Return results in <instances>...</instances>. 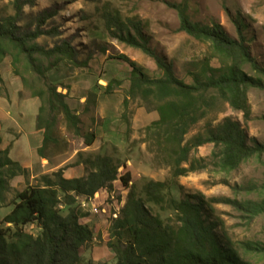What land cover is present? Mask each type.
<instances>
[{
    "label": "trees",
    "instance_id": "obj_1",
    "mask_svg": "<svg viewBox=\"0 0 264 264\" xmlns=\"http://www.w3.org/2000/svg\"><path fill=\"white\" fill-rule=\"evenodd\" d=\"M23 4L14 0L15 16L0 19V64L9 57L14 75L31 89L32 97L41 101L36 129L42 132V145L36 153L43 157L46 146L55 142L52 131L58 114L76 137L83 136L86 147L91 146L95 135L81 134L80 119L66 103L67 95L58 92L57 85L46 76L61 63L75 65L77 52L66 42L49 49L36 43L42 35H56L55 30L37 28L20 33L17 19ZM167 5L178 17L179 31L212 49L210 58L201 59L188 72L191 83L177 78L173 65L149 46L139 23H124L116 15L108 16L106 24L114 39L152 58L161 72L160 77L152 78L126 56L118 57L131 68L125 106L128 100L140 98L146 110L158 114V119L144 128L142 143L147 145V152L155 155L160 167L169 169L170 177L145 181L139 190L130 185L131 174L125 163L112 155H97L78 163L86 168L84 177L66 178L59 170L51 177H42L41 185H27L6 204L10 182L19 176L27 177L28 170L10 158L9 149L1 147L0 138V209L11 207L0 223V264H103L84 261L80 255L81 248L95 241V234L88 219L79 215L77 197L90 200L95 208L107 209L106 245L114 254V264H251L222 232L213 204L238 207L251 218L264 210V203H239L227 198L206 200L202 195L184 193L177 179L207 168L205 159L190 160L191 153L204 144L214 146L212 159L227 173L264 154V145L250 146L240 124L231 119H224L216 127L207 125L204 135L185 140L216 100L248 117L247 92L251 88L264 90V67L248 52L243 24H239L238 38L234 39L216 23L202 25L192 21L189 0ZM49 16L39 17L41 23ZM212 59L217 60L218 67L210 66ZM245 65L256 72V79L243 72ZM115 84L118 81L108 82L105 92L112 93ZM5 92L0 74V95H6ZM124 120L128 124L125 117ZM129 128L131 125L128 131ZM77 157L82 158L81 152ZM116 182L128 190L124 205L120 209V204L115 207L117 216L108 202L114 199ZM30 227L36 229L35 234L28 231ZM243 247L245 254L264 255V245L244 243Z\"/></svg>",
    "mask_w": 264,
    "mask_h": 264
},
{
    "label": "rangeland",
    "instance_id": "obj_2",
    "mask_svg": "<svg viewBox=\"0 0 264 264\" xmlns=\"http://www.w3.org/2000/svg\"><path fill=\"white\" fill-rule=\"evenodd\" d=\"M13 1L0 0V19L15 16ZM181 1L20 0L24 2L17 19L20 33L34 32L37 28L55 30L56 35H42L36 43L49 49L66 42L77 52L75 65L61 63L46 76L48 81L57 85L58 92L67 95L66 103L80 119L81 134L93 133L95 141L86 147L83 136L76 137L67 127L63 116L56 115L52 131L55 142L46 146L44 156L38 157L40 160L35 159L33 145L30 150L21 148L11 156L28 170V175L16 177L10 182L6 204L27 185H41L42 177H51L59 170L63 171L66 178L84 177L87 175L86 168L78 163L97 155H112L125 163L131 174L130 185H135L139 190L145 181H164L170 177L169 169L160 167L155 155L147 152V145L142 143L144 128L156 121L158 114L146 110L140 98L128 100L125 106L131 68L118 57L126 56L144 68L152 78L160 77L161 72L152 58L114 39L107 28L106 18L118 15L124 23H139L149 46L173 65L177 78L191 83L188 72L193 71L194 65L201 59L210 58L212 49L209 44L198 42L178 30V17L167 2ZM43 14L51 16L41 23L39 17ZM188 14L192 21L202 25H220L234 39L238 38L239 24H243L248 52L258 65L264 67V0H189ZM209 64L212 67L219 66L216 59L210 60ZM243 72L250 78H257L249 65L244 66ZM0 74L6 91V95H0V114L5 117L10 113L12 115L8 117L9 120H1L4 124L0 136L4 138L8 127L23 136L24 132L29 133L36 127L41 101L32 97L31 89L24 87L20 77L14 75L9 57L1 62ZM112 80L118 81V84L113 86L112 93H106L104 89ZM18 99L24 104L12 107V103ZM247 101L250 109L248 117L223 101H214L206 117L192 127L185 140L204 135L207 125L216 127L224 119H231L240 124L250 146L264 145V90L249 89ZM123 116L132 127L129 131ZM38 138H31L35 146L38 145ZM213 151L214 146L208 143L191 153L190 160L205 159L207 168L178 178L183 192L202 195L206 200L227 198L239 203H264V154L250 158L236 170L227 173L219 169L212 159ZM79 152L82 158L77 157ZM119 174H124L122 168ZM114 187V199L108 200L113 210L116 205L120 204L119 209L124 205L128 192L118 182L114 183ZM174 195L180 197L178 193ZM213 207L215 217L222 225V232L231 239L241 256L251 264H264V255L245 254L243 247L244 243L264 245V210L249 218V214L235 206L218 203L213 204ZM10 210L9 206L0 209V223ZM115 212L117 216L118 209ZM79 215L88 219L95 234V241L80 249L83 260L114 264V254L106 245L109 219L83 210H80ZM28 231L36 233L33 227Z\"/></svg>",
    "mask_w": 264,
    "mask_h": 264
},
{
    "label": "crops",
    "instance_id": "obj_3",
    "mask_svg": "<svg viewBox=\"0 0 264 264\" xmlns=\"http://www.w3.org/2000/svg\"><path fill=\"white\" fill-rule=\"evenodd\" d=\"M3 83H4V80H3ZM19 104H24V102H22V101H20L18 99V100L14 101L12 103V107L13 106H18ZM0 110L2 111V109H0ZM0 115H2V117L0 119V131H2V127H3L2 124H4V123L1 120H3L4 118H6L7 120H9L8 117L11 118L12 115H11V113L7 115L8 117H5L3 114H0ZM14 118L15 117L13 116V120H14ZM18 118H19V116H18ZM15 121H16V118H15ZM15 132H16V130H12L11 127H8V131L7 132H4V135H5L4 138L2 139V137L0 136V138L2 140L1 147L2 148H5L6 147V148L9 149V156L11 158V156H14L15 153H17V150L18 149H21L22 148V150H23V149H25L27 147V149L30 150L29 149L30 146L33 145L32 147H33V151L35 153V159L37 160V158L39 156L37 155L36 151L42 145V132L41 131H38L36 129V127L34 128L33 131H31L29 133L19 130V132H24L23 133V136L22 135L19 136ZM32 136L33 137H36V138H38V137L40 138V140L38 138V145L35 146L34 144H32V140H31Z\"/></svg>",
    "mask_w": 264,
    "mask_h": 264
},
{
    "label": "built area",
    "instance_id": "obj_4",
    "mask_svg": "<svg viewBox=\"0 0 264 264\" xmlns=\"http://www.w3.org/2000/svg\"><path fill=\"white\" fill-rule=\"evenodd\" d=\"M77 200L80 204V209L83 211H87L92 215L105 217L106 219H109V215L106 208H95L90 200L83 198V197H77ZM86 208H89V210H86Z\"/></svg>",
    "mask_w": 264,
    "mask_h": 264
}]
</instances>
